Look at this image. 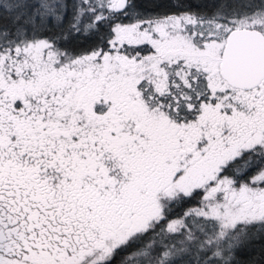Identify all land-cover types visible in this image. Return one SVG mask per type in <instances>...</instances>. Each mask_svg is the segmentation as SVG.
I'll return each mask as SVG.
<instances>
[{
    "label": "snow or ice",
    "instance_id": "snow-or-ice-1",
    "mask_svg": "<svg viewBox=\"0 0 264 264\" xmlns=\"http://www.w3.org/2000/svg\"><path fill=\"white\" fill-rule=\"evenodd\" d=\"M0 264H264V0H0Z\"/></svg>",
    "mask_w": 264,
    "mask_h": 264
},
{
    "label": "rangeland",
    "instance_id": "rangeland-1",
    "mask_svg": "<svg viewBox=\"0 0 264 264\" xmlns=\"http://www.w3.org/2000/svg\"><path fill=\"white\" fill-rule=\"evenodd\" d=\"M196 206V204H195V202H194V204L192 205V206H188V207H195ZM187 208V207H186ZM184 211V210H183ZM183 211L180 213V214H175V212L173 213V216H171L169 219H176L178 216H180V215H182V213H183ZM175 215V216H174ZM167 226V222H165V227ZM262 247V245H261V243L258 241L256 244H254L250 249L252 250V251H254V250H258V249H260Z\"/></svg>",
    "mask_w": 264,
    "mask_h": 264
},
{
    "label": "trees",
    "instance_id": "trees-1",
    "mask_svg": "<svg viewBox=\"0 0 264 264\" xmlns=\"http://www.w3.org/2000/svg\"><path fill=\"white\" fill-rule=\"evenodd\" d=\"M194 204V202L191 204V205H187L186 207H188V206H192ZM184 209H178L176 212H175V214H180L182 211H183ZM172 216H173V214H172ZM175 216V215H174ZM261 249V248H260ZM260 249H258V250H254V251H252L251 249H248L247 251H246V253L245 254H250V253H254L255 255H256V258H258V254H259V251H260Z\"/></svg>",
    "mask_w": 264,
    "mask_h": 264
}]
</instances>
